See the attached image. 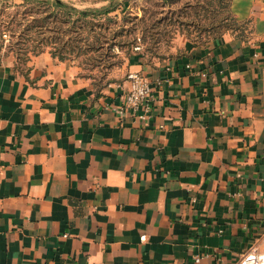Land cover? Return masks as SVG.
<instances>
[{
	"label": "crops",
	"instance_id": "0c3cea01",
	"mask_svg": "<svg viewBox=\"0 0 264 264\" xmlns=\"http://www.w3.org/2000/svg\"><path fill=\"white\" fill-rule=\"evenodd\" d=\"M249 36L134 52L101 86L49 52L0 62V264H236L264 252V0ZM139 71L152 116L118 112ZM145 240H141L142 235Z\"/></svg>",
	"mask_w": 264,
	"mask_h": 264
},
{
	"label": "rangeland",
	"instance_id": "374dc122",
	"mask_svg": "<svg viewBox=\"0 0 264 264\" xmlns=\"http://www.w3.org/2000/svg\"><path fill=\"white\" fill-rule=\"evenodd\" d=\"M37 1L0 0V62H14L25 72L38 49L33 51L36 42H19L20 36L33 19L51 15L52 28L47 30L48 24L42 23L46 32L38 46L61 53L81 74L102 86L126 78L134 52H144L149 60L168 59L195 45L252 32V20L240 19L232 1L225 6L227 0H213L212 5L211 0H62L80 11L115 9L96 19H82V33L75 38L71 25L62 23L64 8ZM9 23L10 29L14 24L13 31L3 26Z\"/></svg>",
	"mask_w": 264,
	"mask_h": 264
},
{
	"label": "built area",
	"instance_id": "2783aa9c",
	"mask_svg": "<svg viewBox=\"0 0 264 264\" xmlns=\"http://www.w3.org/2000/svg\"><path fill=\"white\" fill-rule=\"evenodd\" d=\"M129 88L124 95L123 102L116 104L113 109L122 113L132 111L133 113H142V118L146 119L152 116L151 101L153 98L152 84L147 75L139 71L128 74ZM146 235L141 236L145 240ZM201 258L194 257L196 264H199ZM236 264H264V252H261L258 246L253 245L246 251Z\"/></svg>",
	"mask_w": 264,
	"mask_h": 264
},
{
	"label": "trees",
	"instance_id": "16d2710c",
	"mask_svg": "<svg viewBox=\"0 0 264 264\" xmlns=\"http://www.w3.org/2000/svg\"><path fill=\"white\" fill-rule=\"evenodd\" d=\"M222 1L223 0H219L220 3H222ZM228 1L231 2L232 0L225 1V6H228V3H229ZM37 2L44 3V4L48 5L49 8L51 7V5H57V6H60L61 8H64L65 9V12H63L64 13V20H62V23H68V24L71 25L70 29L76 35L75 38L80 36V34L82 33V26H81L82 19L83 20H87L88 18L96 19L100 15H104V14H107V13L115 10L114 8H112V9H103V10H84V11L81 10L80 11V10H78V9L72 7V6H68L66 3L62 2V0H38ZM213 3H214V1L211 0L210 4L212 5ZM76 13H79L81 16L77 18L76 17ZM50 16L51 15H49V17L44 18V19L43 18L42 19H37V18L33 19L31 21V24L28 25L27 31L24 32L20 36L19 42H25V41L36 42L37 44L33 48L34 49L33 51H36L37 49L38 50H37L35 55H39V54L47 51L52 56L57 57L60 60L64 61V58H63V56H61V53H57V52L52 51V50H49V51L48 50H44V49H42V47L38 46V42H42L44 40V35L41 36V34H44V32H46V30H44V28H43L42 23H47L48 24L47 30L48 29L50 30L52 28L51 23H53L54 20ZM87 21H89V20H87ZM10 25H11V23H9L7 25L4 24L3 26L8 28L9 30L13 31V25L14 24H12L11 29H10ZM241 37H244V36H241ZM45 41H47V40L45 39ZM71 42L73 43L72 40H71ZM138 48H140V47H138ZM64 49H65V46H64ZM141 53L144 55L145 58H147V55L144 52H141ZM83 76H85V75H83Z\"/></svg>",
	"mask_w": 264,
	"mask_h": 264
}]
</instances>
